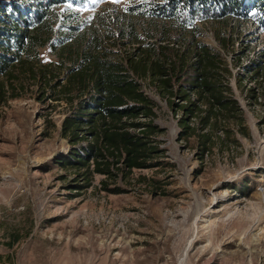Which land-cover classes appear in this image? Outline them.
Instances as JSON below:
<instances>
[{"label": "rangeland", "instance_id": "rangeland-1", "mask_svg": "<svg viewBox=\"0 0 264 264\" xmlns=\"http://www.w3.org/2000/svg\"><path fill=\"white\" fill-rule=\"evenodd\" d=\"M127 1L84 0L74 10L85 27L108 4ZM212 23H204L203 38L223 50ZM232 25L235 41L223 51L249 134L234 129L202 163L196 141L178 140V116L144 82L158 102L156 122L166 130L160 138L167 164L120 178L122 194L101 190L100 175L87 190L73 188L74 172L54 161L69 150L61 134L68 96L58 86V98L42 101V77L16 80L19 96L0 101V264H264V79L260 85L241 75L264 50V30L250 22ZM39 52L43 64L61 69L50 46ZM141 176L160 179L167 194L153 195ZM16 225L32 226V233L8 248Z\"/></svg>", "mask_w": 264, "mask_h": 264}, {"label": "trees", "instance_id": "trees-1", "mask_svg": "<svg viewBox=\"0 0 264 264\" xmlns=\"http://www.w3.org/2000/svg\"><path fill=\"white\" fill-rule=\"evenodd\" d=\"M83 1L0 0V101L19 96L15 83L24 77H42V101L58 98L61 86L71 103L61 126L69 150L54 161L74 172L75 190H87L100 175L101 190L122 194L120 178L167 164L160 138L166 130L144 82L178 116V140L196 141L202 163L234 129L249 134L224 51L235 41L234 20L264 30V0H128L108 4L85 27L74 10ZM208 22L219 26L224 51L204 40ZM46 46L61 57L59 71L43 64L39 49ZM255 53L241 75L261 85L264 50ZM141 182L155 196L167 194L160 179L141 176ZM31 233L32 226L16 225L5 244L13 248Z\"/></svg>", "mask_w": 264, "mask_h": 264}, {"label": "snow or ice", "instance_id": "snow-or-ice-1", "mask_svg": "<svg viewBox=\"0 0 264 264\" xmlns=\"http://www.w3.org/2000/svg\"><path fill=\"white\" fill-rule=\"evenodd\" d=\"M97 0H93V3H96ZM113 2H118V0H113Z\"/></svg>", "mask_w": 264, "mask_h": 264}]
</instances>
